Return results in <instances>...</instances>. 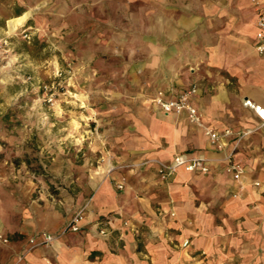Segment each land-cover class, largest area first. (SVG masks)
Returning <instances> with one entry per match:
<instances>
[{"label":"crops","instance_id":"crops-1","mask_svg":"<svg viewBox=\"0 0 264 264\" xmlns=\"http://www.w3.org/2000/svg\"><path fill=\"white\" fill-rule=\"evenodd\" d=\"M138 3L146 36L132 60L143 64L151 88L116 106L122 116L107 124L109 149L88 173L89 195L78 200L80 230L33 246L30 236L59 230L71 211L39 207L29 217L21 208L16 220L4 211L0 264H264V125L243 104L264 107L257 13L249 0ZM191 86L201 124L152 101L158 90L176 98ZM226 129L223 147L212 145L208 131ZM175 154L202 156L208 171L176 168L162 177L157 162Z\"/></svg>","mask_w":264,"mask_h":264},{"label":"rangeland","instance_id":"rangeland-1","mask_svg":"<svg viewBox=\"0 0 264 264\" xmlns=\"http://www.w3.org/2000/svg\"><path fill=\"white\" fill-rule=\"evenodd\" d=\"M138 1L0 0V214L49 206L83 217L116 106L151 88L132 60L146 36Z\"/></svg>","mask_w":264,"mask_h":264},{"label":"built area","instance_id":"built-area-1","mask_svg":"<svg viewBox=\"0 0 264 264\" xmlns=\"http://www.w3.org/2000/svg\"><path fill=\"white\" fill-rule=\"evenodd\" d=\"M252 6L254 7L257 16L255 20V49L258 53H264V0H249ZM196 91L195 86L181 92L176 98H166L164 91L158 90L152 98L154 104L164 113H181L186 112L187 117L190 122L194 124H201V114L197 109L189 102L188 97L190 94ZM243 104L252 108L256 114L261 119V124L264 125V107L252 103L250 100L245 99ZM247 132H241L236 135L235 140H239ZM231 134V131L226 129L223 132L219 133L213 130L208 131L209 139L212 145L217 148L223 147L225 144L223 137ZM159 165V171L162 177L166 173L172 172L176 168H183L185 171H194L198 170L200 172H207L208 167L206 165V159L202 156H188L185 154H175L171 162L165 164L163 162H157ZM233 177L238 178L241 170L236 165H231ZM258 184V183H256ZM120 188L121 185H118ZM81 219H82V210L76 212L68 221V223L56 234L55 233H46L40 232L30 238L29 243L33 246L41 244H51L61 235L66 232H77L81 228ZM100 234H104L103 229L99 230Z\"/></svg>","mask_w":264,"mask_h":264},{"label":"bare ground","instance_id":"bare-ground-1","mask_svg":"<svg viewBox=\"0 0 264 264\" xmlns=\"http://www.w3.org/2000/svg\"><path fill=\"white\" fill-rule=\"evenodd\" d=\"M27 14V13H26ZM24 16H19V17H16V18H13V19H10L8 21V26H9V29L12 30L14 25L18 22H20L22 19H23Z\"/></svg>","mask_w":264,"mask_h":264}]
</instances>
